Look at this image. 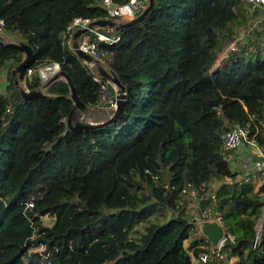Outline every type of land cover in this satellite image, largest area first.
Wrapping results in <instances>:
<instances>
[{
    "label": "trees",
    "instance_id": "obj_1",
    "mask_svg": "<svg viewBox=\"0 0 264 264\" xmlns=\"http://www.w3.org/2000/svg\"><path fill=\"white\" fill-rule=\"evenodd\" d=\"M101 1L0 0L2 30L19 34L33 50V72L19 80L24 88L40 89L38 68L57 62L87 109L96 107L101 83L66 30L76 17H109ZM247 12L240 0H154L139 23L97 27L119 36L98 43L110 52L101 65L121 80L126 100L116 119L96 128L68 127L73 101L62 78L24 98L12 74L23 52L0 36L6 80L0 91V264H195L207 248L198 246L203 236L184 244L193 226L186 205L194 197L199 213H218L232 235L221 252L226 258L264 264V220L260 244L253 246L264 182L255 193L240 181L205 195L209 180L238 175L221 150L233 124L250 122V136L264 154V129L254 131L264 119V46L247 55L227 51ZM36 213L55 220L43 226ZM33 233L44 252L53 251L48 260L27 254Z\"/></svg>",
    "mask_w": 264,
    "mask_h": 264
},
{
    "label": "built area",
    "instance_id": "obj_2",
    "mask_svg": "<svg viewBox=\"0 0 264 264\" xmlns=\"http://www.w3.org/2000/svg\"><path fill=\"white\" fill-rule=\"evenodd\" d=\"M147 2L148 0H127L122 3H114L112 2V0H102L101 5L108 10L109 17L106 18H116L118 21H123L138 15L145 8ZM240 2L241 4L245 5L250 9H253L254 7H260L264 10V0H240ZM262 18L264 19V15L262 16ZM90 20L91 19H81L79 17L72 19V21L67 25V30H66V33L68 34V43L70 44L72 43V36L75 30H77L82 26H86ZM2 26H3V21L0 20V30H2ZM89 31L94 32L97 35V38L94 40H90L89 37L86 38L82 42H79V48L82 51L91 55L93 58L98 59L101 64L103 63L107 64L108 61L110 60V52H108L107 50H101L98 41L102 40L104 42L112 44L117 42L119 36H107L105 34H102L97 31V27H93L89 29ZM234 49H235L234 44L230 43L228 45V51H234ZM58 71H59V64L57 62L53 63L52 65H46L38 68L39 75L43 82L49 80ZM32 72H33L32 68L26 69L27 74H31ZM93 74L95 80L101 83L99 101L96 106L114 108L115 97L118 94L117 88L114 86V83L108 79H106L105 82H102L101 77L97 71L93 72ZM109 86L113 87L112 93L109 91ZM250 129H251L250 122H248L245 125H240L238 123L233 124L231 128L222 135V147H221L222 154L228 159L230 153L233 150L249 144L250 146L255 148L257 155H259L261 159L257 161H253L250 168L244 165L243 169L246 170L247 174H252V172H255L257 174H263L264 154L258 147L254 139V136L253 135L250 136ZM190 194L194 196L195 192L191 190ZM24 204L27 208H30L33 206V201L31 199H28L24 202ZM34 215L38 217L41 225L43 226H49L55 220V216L49 213H44V214L36 213ZM49 219H50V223L46 224L44 221H47ZM203 220H216L219 224L223 226L224 234L216 246H213L209 242V240L206 237H204V235L202 234L199 227V222ZM259 225L260 228L257 229L256 236L253 241L254 247H258L261 240L263 223L261 222V224ZM38 235H39L38 233H33L28 238V241L26 242L27 254H29L30 252H37L39 253L41 259L48 260L51 257L53 251L50 250L48 252H44L45 246L41 243L34 242L35 239L38 237ZM202 236L205 239H201ZM192 237L201 239L202 241H200L198 246L207 248V251H202L199 253L198 258L201 263H205L206 261H209L211 256L221 258L222 255L221 252L223 250L225 242L227 240H232L233 238L232 235L226 231L221 216L218 213H213L209 208L204 209L202 212H200V214L193 216V226L191 227L189 232V239H192Z\"/></svg>",
    "mask_w": 264,
    "mask_h": 264
},
{
    "label": "water",
    "instance_id": "obj_3",
    "mask_svg": "<svg viewBox=\"0 0 264 264\" xmlns=\"http://www.w3.org/2000/svg\"><path fill=\"white\" fill-rule=\"evenodd\" d=\"M153 5H154V0H148L145 8L138 15H136L132 18H129L125 21H122V22H116V21H113L109 18L92 19L88 22V24L86 26H82V27L78 28L73 33L72 48H73L74 52L76 53V55L80 59H82L85 63H87L88 65L90 63H94L98 74L103 78L111 80L117 88L118 94L115 97V107L113 109L111 116H109L107 119L100 121V122H96V123H89V122H83V121L77 120V121H75V123L72 124L71 116L74 113V111L79 110V111L84 112V111H86L87 107L79 99L73 83L71 82L69 77L63 71H58L53 77H51L49 80L44 82L42 87L38 90H28V89L24 88L20 84L19 80L24 79L26 69L29 68L30 63H31L32 58H33V50L28 44H26L23 41H6V42H4L5 44L12 46V47L16 48L17 50L23 52L22 60L18 64H16V66L12 69V74L14 75L15 84L20 88L21 95L24 98H29V97H32L34 95H39L42 93V89H44L50 82L54 81L55 79L62 78L64 80H66L69 84L70 98L73 101V106H72L70 113H69V116L67 118L68 127H70V128H76V127L96 128V127L103 126L107 123H110L111 121L116 119V117L118 116L119 112L121 111V109L125 103V100H126L125 86L123 85L121 80L116 76V74L111 69H109V70L105 69L101 65V63L98 59L93 58L91 55L82 51L79 48L78 38L82 34L87 33L89 31V29H91L93 27H99V26L107 25V26H111L115 29H119L120 27H123V26H128V25H132L135 23H139L147 16L149 11L153 8ZM261 219H262V221L264 220V212H263V216L261 217ZM199 227H200V230H201L202 234L204 235V237H206L213 246H216L218 244L219 240L222 238V236L224 234L223 226L221 224H219L216 220H203V221L199 222Z\"/></svg>",
    "mask_w": 264,
    "mask_h": 264
},
{
    "label": "rangeland",
    "instance_id": "obj_4",
    "mask_svg": "<svg viewBox=\"0 0 264 264\" xmlns=\"http://www.w3.org/2000/svg\"><path fill=\"white\" fill-rule=\"evenodd\" d=\"M260 12L262 15H264V11H262V10L259 11L256 9L257 15H259L258 13H260ZM123 21H125V20H123ZM116 22H118V21H116ZM0 36L5 41H21L22 40V38L19 34L8 32L5 30H2L0 32ZM234 36H235V40L233 42H231L232 44H234V47H235L234 51H236V50L240 51L241 54H243V55H247L248 53L254 54L255 52H260V47L264 46V19L262 20V19L257 18V19H252L251 21L245 20V21L241 22V24L236 26ZM71 46H72V43H71ZM227 51H228V46H227ZM222 55L224 56L225 54L223 53ZM9 64L7 65V67L9 66ZM20 84H21V82H20ZM22 86L24 87V85H22ZM3 87H4V85L0 81V91L1 92L4 90ZM110 109L113 112L114 108H110ZM76 111H79V110H76ZM89 117L94 118V117H102V116L97 115V114L96 115L91 114V115H89ZM84 118H86V116ZM75 119H78V116L76 117V115H75ZM262 128L264 129V119L260 120L259 123L255 124V130H254L255 133L260 132V130H262ZM244 146L247 147V150H249V153L247 154L248 157H247V160L244 161V165L246 167L250 168L252 162L261 159V157L259 155L255 154V152L253 153L252 149H254V151H256L254 147L250 146L249 144L244 145ZM250 151L252 153H250ZM236 154H237V152L235 153V155ZM228 158H229V160H231L230 157H228ZM233 160H237V159L233 158ZM232 164L234 166L233 168H236L238 170V176L236 177L237 179L235 178V180H231L230 178H224V179L213 178L205 184V195H206V193L207 194L212 193L216 188L219 187L220 184H223L224 182H229V183L235 182V183H237L240 180L247 177L246 174L244 175V173L246 171L245 169L240 168L238 163L234 162ZM247 178L249 181V185L251 186L253 192L255 193V188H260V186L264 182V173L263 174H257L255 172H252V176L247 177ZM186 206L189 209V211L193 213V216L200 214L199 213V211H200L199 210V204H198V200L196 197H194L192 200H189V202L187 203ZM263 212H264V207H263ZM44 222L46 224H49L50 219L47 221H44ZM261 222L263 223L262 219L260 218L256 229L260 228L259 224H261ZM189 241H187V242H189ZM189 243H186V246L189 245ZM189 251H192V249H189ZM214 259H215L214 261H211L212 263L209 261H206L203 264H236L238 262V258L236 256H231L229 258H226L225 253H223L221 255V258H214ZM194 262L198 263L197 259H194Z\"/></svg>",
    "mask_w": 264,
    "mask_h": 264
},
{
    "label": "crops",
    "instance_id": "obj_5",
    "mask_svg": "<svg viewBox=\"0 0 264 264\" xmlns=\"http://www.w3.org/2000/svg\"><path fill=\"white\" fill-rule=\"evenodd\" d=\"M256 9L257 10H259V11H264L262 8H260V7H254L253 8V10L252 9H250V8H248V12H247V15H246V19L248 20V21H251L252 19H257V18H259V19H262L263 20V18H262V14H261V12L260 13H258L259 15H257V13H256ZM86 38H88V34L87 33H85V34H82L79 38H78V41L79 42H82L83 40H85ZM262 47H260V49H261ZM91 69H92V72H95V71H97V69H96V67H95V64L94 63H90L89 65H88ZM105 69H107V68H105ZM4 73V69L0 72V81H1V83L4 85L5 83H6V80H5V78L3 77V74ZM101 77V76H100ZM102 78V77H101ZM21 85H24L23 84V82H21ZM113 86V85H112ZM111 86V88H113ZM91 114H93V115H101L102 117H94V118H92V117H89V115H91ZM111 114H112V110L110 109V108H108V107H98V106H96V107H91V108H88V109H86V111H84V112H82V111H75L74 112V117H75V115H76V117L78 116V119H76V120H80V121H83V122H89V123H96V122H100V121H103V120H105V119H107L109 116H111ZM86 116V118H84ZM252 151H253V153L255 152V154H257V152L256 151H254V149H252ZM237 152V154L235 155V153ZM249 153V150H247V147H245V146H242V147H239V148H237V149H235V151L233 150L232 151V153H230V155H229V157H230V159L231 160H229V158H228V160H229V162H230V165L232 166V168L234 167L233 166V164L232 163H238L239 164V167L240 168H242L243 169V166H244V161L245 160H247V154ZM250 153H252L251 151H250ZM235 158V159H237V160H233V158ZM234 169H236V168H234ZM246 174V176L247 177H251L252 176V174H247L246 173V171H245V173H244V175ZM238 176V175H237ZM236 176V177H237ZM244 178V179H242V180H240V181H247V183H249V181H248V178ZM237 179V178H236ZM239 181V182H240ZM251 187V186H250ZM258 189L259 188H255V192H257L258 191ZM198 199V198H197ZM190 239H187L186 241H185V245H186V243H189V242H187V241H189ZM190 253H191V251H189ZM194 260V259H193ZM197 261H198V263H196V262H194L195 264H203V263H201L200 261H199V259H197Z\"/></svg>",
    "mask_w": 264,
    "mask_h": 264
}]
</instances>
